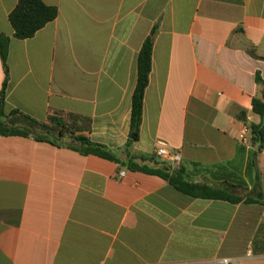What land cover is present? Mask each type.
<instances>
[{"label": "crops", "instance_id": "0c3cea01", "mask_svg": "<svg viewBox=\"0 0 264 264\" xmlns=\"http://www.w3.org/2000/svg\"><path fill=\"white\" fill-rule=\"evenodd\" d=\"M43 1L58 17L21 40L9 21L19 0H0V33L11 38L8 75L0 58L7 115L45 123L51 111L77 114L91 120L85 136L123 161L172 168L156 156L163 144L181 154L191 182L225 186L207 170L233 179L248 166L251 183L239 204L195 198L82 155L68 139L0 136V264H264V148L247 164L255 149L242 144L239 119L261 122L252 102L264 60L249 52L264 58V0ZM150 36L153 67L131 142Z\"/></svg>", "mask_w": 264, "mask_h": 264}, {"label": "trees", "instance_id": "16d2710c", "mask_svg": "<svg viewBox=\"0 0 264 264\" xmlns=\"http://www.w3.org/2000/svg\"><path fill=\"white\" fill-rule=\"evenodd\" d=\"M57 17V8L46 5L43 0H19L16 8L9 16V21L15 32L14 37L24 40L34 37L36 33L53 22ZM10 43L11 38L0 33V58L7 75ZM153 51L154 39L150 36L143 43L138 56L137 86L132 99L131 142L138 140L143 122L145 94L149 86L153 67ZM249 54L256 59L264 60V58L255 56L252 51ZM255 80L262 88V93L260 97L253 99L252 109L254 114L261 117V122L260 124L251 123L247 125L246 115L242 112L239 116V119L245 123L252 134L251 144L255 149L249 159L252 166L255 162L253 155L256 156L264 148V79L258 72ZM6 86L7 79L3 85L0 102V136L33 137L37 141L49 142L53 145L57 144L51 139L56 141L68 139L70 142L67 146L82 155H94L117 163L121 168H126L129 171L159 176L168 181L178 191L188 196L207 200L227 201L234 204H239L244 201L242 197L235 194V189L241 188V186L234 185L231 182V175L227 176L225 168L218 167L216 170H207L214 180L222 182L225 185L216 186L208 183L191 182L186 179L187 177H185L182 168L172 169L170 166L159 162H156L154 167H150L148 165L138 164L132 158L127 161L119 159L114 151L92 142L85 136V133L91 130V120L89 118L73 113L51 111L47 122L44 123L20 112L12 111L7 115L5 99ZM35 130H41L42 133L35 135ZM242 151L243 147L239 149V152ZM245 203H253V200L249 198Z\"/></svg>", "mask_w": 264, "mask_h": 264}, {"label": "built area", "instance_id": "2783aa9c", "mask_svg": "<svg viewBox=\"0 0 264 264\" xmlns=\"http://www.w3.org/2000/svg\"><path fill=\"white\" fill-rule=\"evenodd\" d=\"M248 137V128H245L240 135V140L243 145H247L249 143ZM156 156L161 162H169L173 169H179L182 162V156L179 152H170L163 144L157 149ZM125 174L126 171H120L117 175L118 179H123ZM224 263L230 264L228 260H224Z\"/></svg>", "mask_w": 264, "mask_h": 264}, {"label": "rangeland", "instance_id": "374dc122", "mask_svg": "<svg viewBox=\"0 0 264 264\" xmlns=\"http://www.w3.org/2000/svg\"><path fill=\"white\" fill-rule=\"evenodd\" d=\"M39 133H42L41 130H35L34 131V134L37 135ZM249 139V143L247 144L249 148H251V138L248 137ZM252 152V151H251ZM247 164H249V159L247 161ZM235 173H237V171L235 170ZM251 171L248 169V166L246 167L245 170L241 169L240 172L238 173V177H235L232 180H234V182H236L237 185L241 186V188H236L235 189V194L240 196V197H244L246 196V194L248 193V187H249V184L251 183ZM188 179V178H186ZM245 180V181H244ZM244 182V183H242ZM248 182V183H246ZM252 187H254L253 183L251 184ZM253 193L250 194V196H252Z\"/></svg>", "mask_w": 264, "mask_h": 264}]
</instances>
